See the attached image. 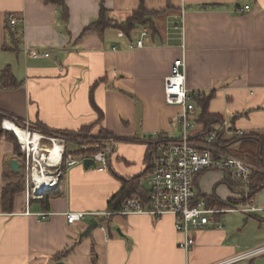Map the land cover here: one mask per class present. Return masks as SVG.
<instances>
[{
  "label": "crops",
  "instance_id": "0c3cea01",
  "mask_svg": "<svg viewBox=\"0 0 264 264\" xmlns=\"http://www.w3.org/2000/svg\"><path fill=\"white\" fill-rule=\"evenodd\" d=\"M66 2L68 22L57 5L43 0H0V70L10 65L19 83L14 89L0 87V113L16 125L18 121L47 134L79 132L98 122L93 134L101 128L105 140L115 142L110 165L77 164L49 192L47 208L42 199L27 205L23 189L13 212H3L4 184L24 173L22 166L19 172L12 170L10 160L21 165V155L15 154L11 141L2 139L0 264H217L263 245L264 188L247 201L236 181L218 169L197 176L198 195L257 209L216 215L221 227L194 231L196 242L188 251L180 246L184 235L172 214L86 215L75 223L66 214L107 211L123 179L147 169L152 146L180 138L177 118L183 108L166 101L165 85L172 63L183 55L187 89L214 92L209 111L223 117L220 123L226 121V139L240 136V130L264 134V0H145L149 10L169 8L152 17L156 30L148 28L142 46L137 40L143 27L131 36L115 28L103 36L95 30L82 35L98 18L100 0ZM139 3L105 0L107 17L125 23ZM246 5L249 9L239 11ZM11 16L18 19L16 25L7 23ZM172 18L183 25H176L178 19L174 25ZM31 50L40 56H32ZM200 111L196 104L190 131L194 142L204 137L205 127L197 122ZM69 142L77 144L67 141V150L79 154ZM239 146L236 142L232 148ZM149 174L140 180L145 191ZM41 212L49 214L42 218ZM94 222L97 227L84 234ZM228 264H264V254Z\"/></svg>",
  "mask_w": 264,
  "mask_h": 264
},
{
  "label": "built area",
  "instance_id": "2783aa9c",
  "mask_svg": "<svg viewBox=\"0 0 264 264\" xmlns=\"http://www.w3.org/2000/svg\"><path fill=\"white\" fill-rule=\"evenodd\" d=\"M246 9H249V5L240 7L239 11ZM8 20L11 25H16L18 21L15 16L9 17ZM148 34V27L144 26L140 39L137 40V46L143 45V38ZM30 54L38 57L41 52L31 50ZM185 65L184 55L174 60L172 72L166 78L165 85L166 101L169 104L181 105L183 108L177 118L182 127V134L176 140H162L158 144L154 152L153 170L148 176L147 198L131 196L117 211L67 212L68 222H78L86 215L109 218L113 215L151 214L159 218L165 214H172L175 217L177 231L184 235L180 246L188 251L196 242L194 231L210 225L221 227L220 220L215 219L216 215L232 210L249 212L257 209L250 205L242 208H218L198 195L195 189L197 176L203 170L211 168L227 172L231 179L243 186L244 197L249 199L247 192L251 178L259 167L217 146L219 135L226 129V121L208 131L200 142H194L191 139L190 131L195 125L191 117L196 111L195 99L202 97L203 93H192L187 89ZM10 122L15 124L10 119H4L2 128L15 134L21 148V166L24 173L27 205L32 199H42L49 193L47 191L59 188L67 171L81 164L85 158H92L95 162L102 164L103 168H108L115 145L114 140L106 142L104 147L93 155L83 156L69 152L66 146L67 141L63 137L17 125L27 133V140L24 141L15 130L9 128L7 123ZM238 134L244 135L245 132L240 130ZM48 214L41 212L38 215L46 218ZM260 254H264V244L217 264L234 263Z\"/></svg>",
  "mask_w": 264,
  "mask_h": 264
},
{
  "label": "trees",
  "instance_id": "16d2710c",
  "mask_svg": "<svg viewBox=\"0 0 264 264\" xmlns=\"http://www.w3.org/2000/svg\"><path fill=\"white\" fill-rule=\"evenodd\" d=\"M43 1L45 3H52L57 5L61 11V18L65 22L69 21L70 10L66 0ZM207 6L208 5H203L202 7L205 8ZM168 8L169 4L168 6L162 9L149 10L146 7L145 0H140L138 8H136L132 12V14L126 19L125 23H118L107 17L108 9L106 7L105 0H100V10L98 18L84 28L82 35L86 34L89 30H95L100 34V36H103L109 28H115L123 31L124 34H126L127 36H131L135 30L144 26L150 28L151 31L154 33L156 28L152 17L165 12ZM7 23L11 25L9 20ZM14 41L15 46H13L12 49L16 50L18 43L17 40ZM3 49L8 50L10 48L7 45H4ZM18 86L19 83L16 80L10 65H7L2 70H0V87L4 89H14ZM213 98L214 92L212 91L208 94L204 93L202 97L195 99L196 104L198 105V107L201 108V111L197 118V122L203 124L205 127L202 135H205L206 133H208V131L214 129L212 125L220 123L223 120V117L221 115L214 114L209 111V103ZM6 117L7 116L5 114L0 113V142L2 141V139H7L11 141L14 145L15 154L20 156L21 148L18 143L17 137L13 132L6 131L2 128V121ZM99 120L100 118H98V121ZM16 122L20 127H25L24 124L18 121ZM97 124L98 122L86 125L81 128L79 132L62 131L61 133L53 134L65 138L66 141H71L80 144L82 148L80 149L79 154L91 156L101 150L107 142L105 140V136H107V134L104 132L103 129L100 128V131L97 134H93L92 130L97 126ZM32 129H38L39 131H41L39 128ZM236 142H240L239 148H232V145ZM216 144L217 146H220L221 148L226 149L232 154L246 161H249L259 167V169L253 174L251 178L250 186L247 192L249 197L247 201L252 200L256 193H258L264 188V134L259 132H250L249 134L234 136L230 139H226L224 136V132H221ZM157 147L158 144H154L152 146V151L150 153L151 161L149 162L147 169L144 171L143 174L130 179H123V184L120 190L115 193L108 202L109 211L120 210L123 206L124 201L131 196L137 195L145 199L147 198L148 193L141 186L140 180L145 174L152 172L154 152ZM5 177L8 178L7 175ZM236 183L241 193L244 194L243 186L239 182ZM24 188V177L22 176L16 177L15 179H10L4 184L1 193V206L3 212H13L15 197L17 193L21 192ZM50 197L51 195L47 193L42 198V202L45 208L48 207ZM206 199L208 200V203L210 205L216 206L218 208L237 207V202L233 200L222 201L213 196ZM65 253H67V251ZM61 256H59V258H61Z\"/></svg>",
  "mask_w": 264,
  "mask_h": 264
},
{
  "label": "water",
  "instance_id": "95a60500",
  "mask_svg": "<svg viewBox=\"0 0 264 264\" xmlns=\"http://www.w3.org/2000/svg\"><path fill=\"white\" fill-rule=\"evenodd\" d=\"M83 162H84V166H85V168H88V167H90L91 165L96 164V162H95L92 158H85ZM9 164H10V166H11V168H12L13 171H16V172H19V171H20V167H21V165H20V162H19L18 160H16V159H12V160H10ZM44 192H46V191H44ZM47 192H51V190H49V191H47ZM97 225H98V222H94V223H92V224L87 228V230L84 232V234H89V233H91L92 230H93L95 227H97ZM56 264H64V262L59 261V262H57Z\"/></svg>",
  "mask_w": 264,
  "mask_h": 264
},
{
  "label": "bare ground",
  "instance_id": "6f19581e",
  "mask_svg": "<svg viewBox=\"0 0 264 264\" xmlns=\"http://www.w3.org/2000/svg\"><path fill=\"white\" fill-rule=\"evenodd\" d=\"M7 125L9 126V128H11L12 130H15L21 137L22 140L26 141L27 140V133L24 132L23 129H21L19 126H17L16 124L13 123H7ZM41 181L43 180L42 177L40 179Z\"/></svg>",
  "mask_w": 264,
  "mask_h": 264
},
{
  "label": "rangeland",
  "instance_id": "374dc122",
  "mask_svg": "<svg viewBox=\"0 0 264 264\" xmlns=\"http://www.w3.org/2000/svg\"><path fill=\"white\" fill-rule=\"evenodd\" d=\"M176 19H178L177 20V22H176V25L178 24L179 26H182L183 25V20L181 21L179 18H176ZM176 19H171V21L173 22V24L175 25V21H176ZM68 147L70 148V149H77L78 151L82 148V146L81 145H79V144H73V143H68ZM23 194H24V192H22Z\"/></svg>",
  "mask_w": 264,
  "mask_h": 264
}]
</instances>
